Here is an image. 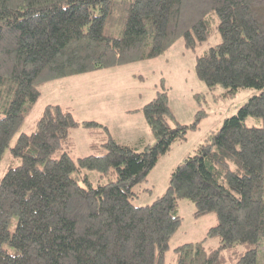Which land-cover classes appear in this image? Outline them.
<instances>
[{
    "label": "trees",
    "instance_id": "16d2710c",
    "mask_svg": "<svg viewBox=\"0 0 264 264\" xmlns=\"http://www.w3.org/2000/svg\"><path fill=\"white\" fill-rule=\"evenodd\" d=\"M217 33L221 41L197 55L199 77L228 95L259 91L207 133L151 203L132 202L136 185L206 114L202 107L193 123L178 122L167 89L137 109L155 143L118 141L102 122L48 103L10 145L46 82L150 59L178 40L196 49ZM249 115L264 121V0H0V162L8 147L21 158L0 177V264H166L183 197L218 222L204 239L176 246L172 264H258L264 123L247 124ZM79 126L95 152L75 158ZM211 236L218 246L205 245Z\"/></svg>",
    "mask_w": 264,
    "mask_h": 264
},
{
    "label": "rangeland",
    "instance_id": "374dc122",
    "mask_svg": "<svg viewBox=\"0 0 264 264\" xmlns=\"http://www.w3.org/2000/svg\"><path fill=\"white\" fill-rule=\"evenodd\" d=\"M221 39L220 34H214L198 43L196 49L187 48L182 40H178L167 52L150 59L46 82L42 85L41 95L21 128L14 133L10 145H14L21 131L34 129L37 118L48 103L70 107L75 118L80 121L95 119L102 122L118 141L131 144H138L146 139L151 141L152 136L151 140L148 138L150 125L143 112H134L137 109L131 111V108L142 107L158 90L167 89L178 122L193 123L202 107L205 108L206 114L199 120L197 128L188 129L185 139L175 141L171 148L159 157L149 171L147 180L136 185L138 194L132 198V202L135 205L151 203L167 190L174 168L185 156L195 152L207 133L212 129H219L227 117L237 113L241 105L259 91L255 87H245L233 95H228L225 93L226 87L217 85L210 89L199 77L196 70L197 55ZM198 92L202 93L200 100L196 97ZM246 122L249 125L264 123L263 117L256 115H249ZM71 136L75 143L71 152L73 157L95 152L90 146L93 137L89 128L73 127ZM151 143H155V140ZM20 163L21 158L12 155L8 147L0 162V177L9 165ZM87 171L90 177L96 179V171ZM197 208L192 199H179L178 211L181 221L170 239L166 264L175 262L176 246L204 239L209 228L217 224L218 217L215 212L196 215ZM204 243L207 247L218 246L220 239L218 236H211L205 239ZM258 264H264V246L259 249Z\"/></svg>",
    "mask_w": 264,
    "mask_h": 264
},
{
    "label": "crops",
    "instance_id": "0c3cea01",
    "mask_svg": "<svg viewBox=\"0 0 264 264\" xmlns=\"http://www.w3.org/2000/svg\"><path fill=\"white\" fill-rule=\"evenodd\" d=\"M109 68H113V67H109ZM103 69H107V68H102V69H98V70H103ZM91 72H95V70L94 71H89V72H86V74L87 73H91ZM85 73V72H84ZM81 75V74H80ZM70 76H72V75H70ZM70 76H66V77H70ZM74 76V75H73ZM58 79V78H57ZM54 80V79H53ZM51 81V80H50ZM124 82V81H123ZM140 107V106H139ZM135 109H138V108H131V110H135ZM128 110H130V109H128ZM134 112H139V113H141L139 110H137V111H134ZM147 129H148V126H147ZM148 135H149V140H151V136H152V140H154V138H153V133H152V131H151V129L149 128L148 129ZM147 140V139H146ZM152 140L150 141V142H152Z\"/></svg>",
    "mask_w": 264,
    "mask_h": 264
}]
</instances>
